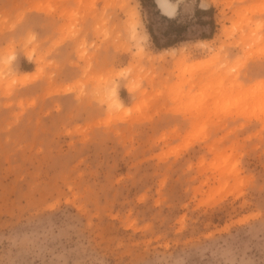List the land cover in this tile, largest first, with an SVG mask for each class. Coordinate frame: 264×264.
I'll list each match as a JSON object with an SVG mask.
<instances>
[{"label":"rangeland","instance_id":"obj_1","mask_svg":"<svg viewBox=\"0 0 264 264\" xmlns=\"http://www.w3.org/2000/svg\"><path fill=\"white\" fill-rule=\"evenodd\" d=\"M165 4L0 0V264H264V0Z\"/></svg>","mask_w":264,"mask_h":264},{"label":"trees","instance_id":"obj_2","mask_svg":"<svg viewBox=\"0 0 264 264\" xmlns=\"http://www.w3.org/2000/svg\"><path fill=\"white\" fill-rule=\"evenodd\" d=\"M140 1L143 3V0H140ZM212 12H213L212 9L211 10H206V11H200L199 10L197 12V14H205V15H207V14H210ZM162 19L167 21L169 24H173V26L176 25V23H177V21H173V20L167 19L165 17H163ZM183 30H185L183 28V26H177L176 33H177L178 37L175 40H168L165 44H160V40L158 39V37L155 35V33L153 32V30L151 28H149L148 31H149V33H150V35L152 37V40H153L155 46L157 48H159V49H165V48H170V47L174 46L176 43H178L179 41L182 40L180 35L183 32ZM213 30H214V28H213ZM213 30H212V32H213ZM207 38L208 37L204 36L202 39L205 40ZM209 38H211V37H209Z\"/></svg>","mask_w":264,"mask_h":264},{"label":"bare ground","instance_id":"obj_3","mask_svg":"<svg viewBox=\"0 0 264 264\" xmlns=\"http://www.w3.org/2000/svg\"><path fill=\"white\" fill-rule=\"evenodd\" d=\"M157 4H158V9L161 12H163V14L171 16V11L168 10V7L165 4V0H157ZM176 7L177 6H174V8H176ZM34 80L35 79L33 76H26L24 78L19 79L20 83H22V84H27V83L33 82ZM116 103L118 106H120V107L122 106L121 102L118 99H116Z\"/></svg>","mask_w":264,"mask_h":264}]
</instances>
